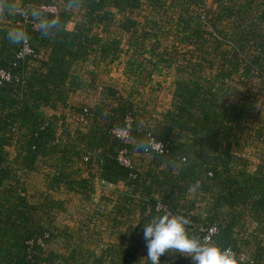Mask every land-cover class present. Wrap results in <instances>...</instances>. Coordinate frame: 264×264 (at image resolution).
I'll list each match as a JSON object with an SVG mask.
<instances>
[{
	"label": "trees",
	"instance_id": "1",
	"mask_svg": "<svg viewBox=\"0 0 264 264\" xmlns=\"http://www.w3.org/2000/svg\"><path fill=\"white\" fill-rule=\"evenodd\" d=\"M122 56L129 92L99 88L85 71ZM163 71L174 73V91L157 116L136 96ZM78 92L99 100L72 104ZM257 96L264 0H0V264H150L144 223L166 212L188 218V233L201 240L217 229L210 242L231 248L237 264H264ZM135 155L144 158L139 166ZM40 169L50 170L49 192L89 200L96 184L110 189L113 200H100L112 203L113 228L125 233L98 251L69 243L73 235L56 225L64 203L29 198L24 179ZM61 237L63 252L52 249ZM160 264L192 261L165 253Z\"/></svg>",
	"mask_w": 264,
	"mask_h": 264
},
{
	"label": "rangeland",
	"instance_id": "2",
	"mask_svg": "<svg viewBox=\"0 0 264 264\" xmlns=\"http://www.w3.org/2000/svg\"><path fill=\"white\" fill-rule=\"evenodd\" d=\"M178 52L182 56L187 54V50L184 48H180ZM125 57L122 56L120 60L111 65L102 63L99 67H96L88 63L84 68L85 71H93L95 73L99 88L111 85L124 92H129L134 84L124 73ZM162 74V78L155 75L152 83L147 82L145 86L141 84L138 89L139 94L136 96L137 103L141 106L145 105L151 113L162 112L169 105L171 99L170 78L172 74L165 73L164 71ZM98 100L99 95L96 92H79L77 95L72 96L71 102L72 104L92 106ZM255 105L257 109L264 110V97L257 96ZM68 122L72 127L76 124L75 118L70 113H68ZM254 152L255 150L247 149L244 156L254 162L256 160L253 156ZM132 159L136 166H139L143 163L144 158L140 155H135ZM47 171L49 172L50 170L40 169L37 172L31 173L24 179V182L32 202L37 203L43 197L51 196L56 197L64 203L65 211L56 215V225L62 229H66L71 236L73 235L69 243L81 244L85 249L92 251H98L105 244H115L117 237L125 233L126 229L123 227L120 231H116L113 228L109 215L112 203L101 202L100 199L102 197L99 196L101 193L103 194L101 188H98L97 192L95 187L96 195L94 194L89 200L78 194L70 193L65 189L60 190L59 193L49 192L45 177ZM119 189L124 190V187L120 186ZM99 191L101 192L99 193ZM106 199L113 200L110 196H106ZM252 229H254V226ZM67 240L68 238H59L52 249L63 252L65 245H67ZM244 262L247 263V260H244Z\"/></svg>",
	"mask_w": 264,
	"mask_h": 264
},
{
	"label": "clouds",
	"instance_id": "3",
	"mask_svg": "<svg viewBox=\"0 0 264 264\" xmlns=\"http://www.w3.org/2000/svg\"><path fill=\"white\" fill-rule=\"evenodd\" d=\"M195 186L189 191H194ZM190 220L182 215L164 213L144 223L143 236L146 241L150 264H160L165 253L180 254L191 258L192 264H237L236 254L231 248H221L207 238L188 233Z\"/></svg>",
	"mask_w": 264,
	"mask_h": 264
},
{
	"label": "built area",
	"instance_id": "4",
	"mask_svg": "<svg viewBox=\"0 0 264 264\" xmlns=\"http://www.w3.org/2000/svg\"><path fill=\"white\" fill-rule=\"evenodd\" d=\"M30 50L26 47L25 50H24V54H30ZM116 134L123 138V139H128V132L127 131H116ZM152 147L154 150L158 151V152H162L163 150V147L160 145V144H157V143H154L152 142ZM121 162L127 166H130L131 165V161L128 159V157L125 155V153H122L121 155V158H120ZM255 226V225H254ZM217 233V229H211L205 238L208 239V241L210 242L211 241V237L213 235H215ZM242 261H244V259H242Z\"/></svg>",
	"mask_w": 264,
	"mask_h": 264
},
{
	"label": "crops",
	"instance_id": "5",
	"mask_svg": "<svg viewBox=\"0 0 264 264\" xmlns=\"http://www.w3.org/2000/svg\"><path fill=\"white\" fill-rule=\"evenodd\" d=\"M158 77H160V78H162L163 77V75L162 76H158ZM174 78H175V76H174V73L172 72V76H171V82H170V85H171V99H170V102H169V105L164 109V110H162V112L163 111H165L166 109H168L169 107H170V105H171V102H172V94H173V91H174V88H173V82H174ZM79 93V92H78ZM78 93H76V94H74V96L75 95H77ZM93 106V105H92ZM162 112H160V113H162ZM151 113V112H150ZM160 113H156V112H153V114H156L157 116L160 114ZM255 162H257V160H255ZM121 187L123 186V185H120ZM98 188H101V186H99V185H97L96 184V191L98 190ZM101 190L103 191V194L101 193V195H99V196H110L111 197V194H110V189H106V190H104V189H102L101 188ZM98 192V191H97ZM101 191H99V193H100ZM96 195V194H95ZM113 198V197H112Z\"/></svg>",
	"mask_w": 264,
	"mask_h": 264
}]
</instances>
